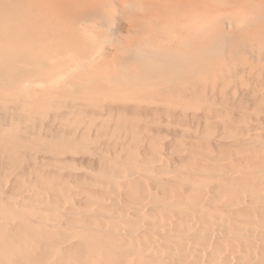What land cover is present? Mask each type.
<instances>
[{"label":"bare ground","instance_id":"obj_1","mask_svg":"<svg viewBox=\"0 0 264 264\" xmlns=\"http://www.w3.org/2000/svg\"><path fill=\"white\" fill-rule=\"evenodd\" d=\"M0 264H264V0H0Z\"/></svg>","mask_w":264,"mask_h":264}]
</instances>
